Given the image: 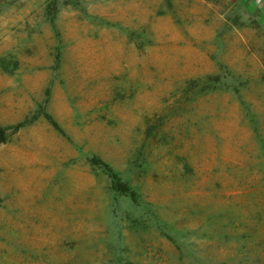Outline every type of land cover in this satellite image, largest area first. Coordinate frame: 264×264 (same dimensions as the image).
<instances>
[{
    "label": "rangeland",
    "instance_id": "374dc122",
    "mask_svg": "<svg viewBox=\"0 0 264 264\" xmlns=\"http://www.w3.org/2000/svg\"><path fill=\"white\" fill-rule=\"evenodd\" d=\"M0 131V264H264V0H0Z\"/></svg>",
    "mask_w": 264,
    "mask_h": 264
},
{
    "label": "trees",
    "instance_id": "16d2710c",
    "mask_svg": "<svg viewBox=\"0 0 264 264\" xmlns=\"http://www.w3.org/2000/svg\"><path fill=\"white\" fill-rule=\"evenodd\" d=\"M46 119L50 122V124L55 128L58 129L57 124L52 120L50 116H45ZM25 121L17 124L14 129L18 130L19 128L23 127L25 125ZM106 172L111 179L112 182V189L118 193L126 194L128 195L132 200H135V193L124 183L120 181L118 176L111 170V168L105 166Z\"/></svg>",
    "mask_w": 264,
    "mask_h": 264
},
{
    "label": "water",
    "instance_id": "95a60500",
    "mask_svg": "<svg viewBox=\"0 0 264 264\" xmlns=\"http://www.w3.org/2000/svg\"><path fill=\"white\" fill-rule=\"evenodd\" d=\"M3 141V134H2V132L0 131V142H2Z\"/></svg>",
    "mask_w": 264,
    "mask_h": 264
},
{
    "label": "crops",
    "instance_id": "0c3cea01",
    "mask_svg": "<svg viewBox=\"0 0 264 264\" xmlns=\"http://www.w3.org/2000/svg\"><path fill=\"white\" fill-rule=\"evenodd\" d=\"M15 166H12V167H10L11 169H13Z\"/></svg>",
    "mask_w": 264,
    "mask_h": 264
}]
</instances>
